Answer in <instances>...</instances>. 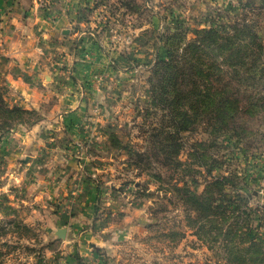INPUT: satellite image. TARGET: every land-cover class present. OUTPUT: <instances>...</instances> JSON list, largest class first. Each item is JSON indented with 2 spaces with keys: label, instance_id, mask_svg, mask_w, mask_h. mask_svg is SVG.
Masks as SVG:
<instances>
[{
  "label": "rangeland",
  "instance_id": "374dc122",
  "mask_svg": "<svg viewBox=\"0 0 264 264\" xmlns=\"http://www.w3.org/2000/svg\"><path fill=\"white\" fill-rule=\"evenodd\" d=\"M55 1L65 10L79 5L77 27L87 32L68 39L69 50L54 53L60 68L68 69L72 57L89 63L82 78L76 76L86 107L65 136L64 121L49 111L50 104L9 105L0 88L8 106L35 110L39 117L32 125L9 127L0 116V226L11 229L0 236V264H238L227 257L220 237L199 239L187 223V191L200 194L205 179L221 176L229 177L233 195L249 198L242 207L250 212L246 228L264 247V0ZM209 23L221 35L253 25L262 49L248 46L245 58L241 50L243 57L232 59L235 67L227 51L216 62L219 85L229 82L239 108L247 104L249 112L237 115L240 134H226L209 115L180 132L176 166L155 136L172 127L153 101L151 67L165 32L189 39ZM97 40L99 60L84 51L98 47ZM59 79L66 80L65 74ZM82 196L90 199L84 209L91 215L80 214ZM11 219L28 228L5 224ZM61 227L65 237L57 238L55 228Z\"/></svg>",
  "mask_w": 264,
  "mask_h": 264
},
{
  "label": "trees",
  "instance_id": "16d2710c",
  "mask_svg": "<svg viewBox=\"0 0 264 264\" xmlns=\"http://www.w3.org/2000/svg\"><path fill=\"white\" fill-rule=\"evenodd\" d=\"M252 26L243 23V27L232 34L221 35L214 24L209 23L208 26L195 30L193 38L187 39L186 36L171 31L161 36V46H158L149 81L155 106L163 110L162 118L172 127L166 129L163 137L159 136L162 133L155 134L161 145L160 152L169 162L176 166L181 164L177 157L182 147L179 133L191 129L197 121L203 120L204 115L219 121L220 128L226 134L233 130L238 133L237 115L249 112V107L246 104L239 108L240 101L235 98L229 82L224 83L226 87L219 85L220 66L216 62L220 53L227 51L231 66L235 67L236 63L232 59L242 58L241 50H244V58L248 46H252V50H261V43ZM163 51L165 57L160 55ZM258 60L259 53L255 55L254 67ZM245 70L250 72L251 68L246 67ZM35 113V110L8 106L0 93V116H4L2 119L5 125L10 127L22 122L32 125L39 120V117L34 116ZM26 116L30 118H25ZM135 154L143 155L140 152ZM229 181L228 176L207 178L204 191L200 194L187 191L184 202L189 213L188 226L193 228L199 239L208 234L210 241L217 242L220 237L230 260H236L238 264H264V247L246 228L250 212L242 207L248 203L249 198L233 195ZM235 202L237 206L234 205ZM8 223L14 224L16 229L28 228L14 219L5 224ZM206 224L210 225L208 230ZM10 231L4 224L0 226V236Z\"/></svg>",
  "mask_w": 264,
  "mask_h": 264
},
{
  "label": "crops",
  "instance_id": "0c3cea01",
  "mask_svg": "<svg viewBox=\"0 0 264 264\" xmlns=\"http://www.w3.org/2000/svg\"><path fill=\"white\" fill-rule=\"evenodd\" d=\"M61 3L55 0H0V88L4 90L9 105L47 109L50 104L49 111L60 115L64 121L61 122L62 133L67 136L83 116L86 107L76 76L85 72L89 63L82 66L72 57L68 69L55 64L54 53L69 50L68 39H76L87 33L85 29L77 27L80 22L77 16L79 5L74 3L66 6L68 10H65ZM63 37L67 40H63ZM62 41H65V47ZM99 42H96L98 47L90 44L84 50L93 59L97 57L99 60L100 56L95 52L102 48ZM48 47L51 49L48 50ZM77 52L71 51L73 56ZM63 74L66 80L61 81L59 78L63 79ZM42 121L34 129L39 128ZM34 129L23 132V139L30 138ZM71 133L77 135L79 130ZM29 163H32V156ZM79 200L80 214L91 215L92 209H84L89 204V197L82 196Z\"/></svg>",
  "mask_w": 264,
  "mask_h": 264
},
{
  "label": "water",
  "instance_id": "95a60500",
  "mask_svg": "<svg viewBox=\"0 0 264 264\" xmlns=\"http://www.w3.org/2000/svg\"><path fill=\"white\" fill-rule=\"evenodd\" d=\"M66 234V228L61 227V228H57L55 231V235L57 238H64Z\"/></svg>",
  "mask_w": 264,
  "mask_h": 264
}]
</instances>
